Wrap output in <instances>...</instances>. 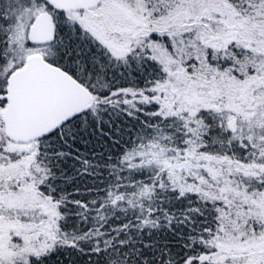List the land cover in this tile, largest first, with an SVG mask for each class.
<instances>
[{"label":"snow or ice","instance_id":"obj_1","mask_svg":"<svg viewBox=\"0 0 264 264\" xmlns=\"http://www.w3.org/2000/svg\"><path fill=\"white\" fill-rule=\"evenodd\" d=\"M0 264H264V0H0Z\"/></svg>","mask_w":264,"mask_h":264}]
</instances>
